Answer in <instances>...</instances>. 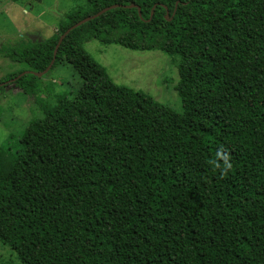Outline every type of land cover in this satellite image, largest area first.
I'll use <instances>...</instances> for the list:
<instances>
[{
    "label": "trees",
    "instance_id": "1",
    "mask_svg": "<svg viewBox=\"0 0 264 264\" xmlns=\"http://www.w3.org/2000/svg\"><path fill=\"white\" fill-rule=\"evenodd\" d=\"M83 1L2 47L25 68L0 87L38 116L0 145V243L21 264H264V0ZM90 40L163 52L182 112L116 84ZM65 62L80 88L39 98L24 72Z\"/></svg>",
    "mask_w": 264,
    "mask_h": 264
},
{
    "label": "rangeland",
    "instance_id": "2",
    "mask_svg": "<svg viewBox=\"0 0 264 264\" xmlns=\"http://www.w3.org/2000/svg\"><path fill=\"white\" fill-rule=\"evenodd\" d=\"M84 4L83 0H0V79L23 70L25 66L6 57L2 47L58 34V23L66 13ZM84 49L105 67L119 85L151 96L173 112L181 113V99L175 89L178 73L174 64L161 51L130 50L115 43L90 40ZM43 89L39 98L72 96L81 86V78L67 62L59 63L40 77ZM50 92V93H48ZM36 100L24 95L13 84L0 87V145L10 137L12 152L29 121L38 116ZM35 113H34V112ZM0 264H21L14 250L0 243Z\"/></svg>",
    "mask_w": 264,
    "mask_h": 264
},
{
    "label": "water",
    "instance_id": "3",
    "mask_svg": "<svg viewBox=\"0 0 264 264\" xmlns=\"http://www.w3.org/2000/svg\"><path fill=\"white\" fill-rule=\"evenodd\" d=\"M116 5H113V6H110V7H106V8H103L102 10H100L98 13H96L95 15L91 16V17H86V18H83L82 20H80L79 22H77L76 24H74L72 27H70L69 29H67L62 35H60L59 39H58V42L57 44L55 45V48H54V51H53V56H55L56 54V50L58 49V46L61 42V40L63 39V37L67 34V32L69 30H71L72 28H75L77 26H79L80 24L90 20L91 18H95L97 17L98 15L102 14L103 12L111 9V8H114ZM127 7H136L134 4H130L128 5ZM138 10V14L140 15V12H139V9ZM50 69V65L44 70V71H41V72H36V71H31V70H26L24 73H32L34 74L35 76L37 77H41L42 75H44L48 70ZM24 73H21V75H23Z\"/></svg>",
    "mask_w": 264,
    "mask_h": 264
}]
</instances>
